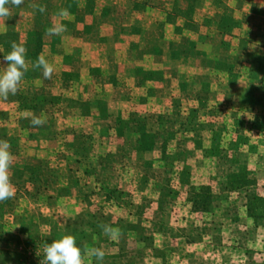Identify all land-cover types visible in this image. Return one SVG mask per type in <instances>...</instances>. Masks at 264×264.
Here are the masks:
<instances>
[{
    "label": "rangeland",
    "instance_id": "1",
    "mask_svg": "<svg viewBox=\"0 0 264 264\" xmlns=\"http://www.w3.org/2000/svg\"><path fill=\"white\" fill-rule=\"evenodd\" d=\"M60 9L69 15L60 17ZM12 13L0 22V59L16 42L26 47L30 67L20 91L0 98V140L14 156L13 184L16 176L25 188L37 177L38 186L28 192L17 184L15 197L0 202V216L43 214L38 209L55 191L40 184L42 171H88L84 158L70 157L64 133L76 130L66 128L63 111L72 123L76 115L82 124L119 120L112 129L108 122V129L96 125L95 137L129 133L131 139L118 143L129 160L118 162L138 172L137 182L147 177L152 184L135 200L163 202L168 216L207 231L213 249L223 251L219 262L264 264V0H25ZM53 23L67 31L45 35ZM116 40H124L125 56L134 40L138 45V56L130 57L135 75L131 70L119 80L102 54H112ZM41 54L55 68L51 79L31 67ZM179 57L190 64L172 65ZM20 113L27 126L19 123ZM37 116L47 123L34 126ZM134 145L152 149L143 156ZM107 156L102 163L111 167L117 159ZM201 186L210 189L209 211L191 201ZM101 193L102 203L131 194ZM104 206L112 210L111 203ZM158 206L151 205L152 216Z\"/></svg>",
    "mask_w": 264,
    "mask_h": 264
},
{
    "label": "crops",
    "instance_id": "2",
    "mask_svg": "<svg viewBox=\"0 0 264 264\" xmlns=\"http://www.w3.org/2000/svg\"><path fill=\"white\" fill-rule=\"evenodd\" d=\"M118 32H122L121 27ZM127 33L134 35V39L136 38L135 32L129 30ZM135 40L136 42L140 41V39ZM135 40L130 55L125 56L124 40L114 41L115 49L112 54L102 53L106 59L105 62L112 65L114 73V75L112 72L110 73L112 79L119 80L121 74L129 73L131 70L133 73L130 72V74H134L135 63L131 58H135V55L138 56ZM171 64L180 67L190 63H184L183 57H179L171 61ZM175 69L177 68L175 67ZM176 76L181 75L176 74ZM126 79H128L127 75ZM127 89L130 90V87ZM63 115V122H67L66 128L72 126L70 128L76 130V134L72 136H67L69 132L64 133L66 147L73 153L70 157L84 158L88 163V171H42L40 173V178H46L40 182L42 187H47L48 190L52 188L55 192L51 193L52 197L50 200H46L45 206L38 209L43 211V214L31 215L27 213L24 218L0 216V264H41L45 258V246L64 235L75 236L77 245L81 248L87 246L88 249L93 247L104 249L103 261H98L89 252L86 257L89 264H225L223 260L218 261L222 257L223 251L219 252L213 249V241L209 239V235H205L207 231L203 232L201 228H190L187 219H173L168 216L163 211L166 209L163 202L151 203L149 200L146 203L142 199L140 201L134 199V194L139 191L145 192L146 190L149 194L152 184L147 177H145V182H137L135 177L138 172L127 171L126 165L123 164L122 167V164L118 162L123 159L129 160L126 150L118 146L119 142L129 140V133L116 134L114 137H108L109 139H106V135L101 139L95 137L96 125L100 126L101 124L108 129L111 127L107 124L108 122L112 124V129L119 127V120L110 122V120L98 118L95 120L94 118V120H87V123L82 124L81 115H76L78 123L70 122L71 119L65 111H63ZM19 116V123L27 126L25 123L27 118L22 113ZM95 116L99 115L95 114ZM125 127L129 128L128 125ZM89 129L90 131L86 132ZM84 132L89 133L91 138L84 137ZM138 148L136 151L134 145L132 150L143 154V156L152 149L142 148V145H139ZM108 154L117 159L111 167H105V163H102ZM131 156L133 161L135 155ZM89 162L92 163V167H89ZM11 172L13 175L15 171ZM16 178L15 176V186L20 184L21 188L28 192L35 191L38 186L37 177L27 183L25 181V188L19 182L20 179ZM106 187L123 191L124 195L125 193L127 195L128 191L131 194L125 196L126 198H117L115 201L109 200L108 202V199H103V202H107L105 207V203H102L99 197L102 196L101 192L106 191ZM109 203L112 205V210L104 211L103 206L104 209H107ZM154 204L159 205L158 215L152 216L150 209ZM29 205L33 207L30 202ZM88 207L92 211L91 214ZM139 208L140 211L137 212ZM145 210L148 212L145 213ZM8 220L11 223L9 232L6 228ZM28 221L30 223L26 225L25 223ZM101 224L112 225L119 230L118 234L109 239L103 234L100 228ZM12 249L16 253H13Z\"/></svg>",
    "mask_w": 264,
    "mask_h": 264
},
{
    "label": "clouds",
    "instance_id": "3",
    "mask_svg": "<svg viewBox=\"0 0 264 264\" xmlns=\"http://www.w3.org/2000/svg\"><path fill=\"white\" fill-rule=\"evenodd\" d=\"M24 2L25 0H0V22L5 23L13 15L12 7H20ZM31 7L38 8L40 12L46 11L45 7L37 4H32ZM58 15L67 17L69 12L67 9H60ZM66 31L65 24L53 23L46 29L45 35L49 37L62 36ZM26 57V47L12 42L11 51L0 59V64H6V67L0 71V98L7 100L10 95L15 96L20 91L25 74L30 67ZM31 67L41 70L45 79H51L55 72L53 64L43 54L31 64ZM31 123L34 126H44L47 119L37 116L31 119ZM10 147L7 141L0 140V202L15 197V185L12 182L11 172L14 166V156L10 151ZM100 228L109 239L114 238L119 231L110 224H101ZM89 252L98 261H103L105 257V251L102 247L88 249L87 246H84V248H81L77 245L75 236L64 235L45 246V258L41 261V264H89L86 259Z\"/></svg>",
    "mask_w": 264,
    "mask_h": 264
},
{
    "label": "trees",
    "instance_id": "4",
    "mask_svg": "<svg viewBox=\"0 0 264 264\" xmlns=\"http://www.w3.org/2000/svg\"><path fill=\"white\" fill-rule=\"evenodd\" d=\"M210 189L209 186H201L197 191H195L194 196L191 201L193 202V206L196 210H204L209 211V206H206L205 199L210 198Z\"/></svg>",
    "mask_w": 264,
    "mask_h": 264
}]
</instances>
